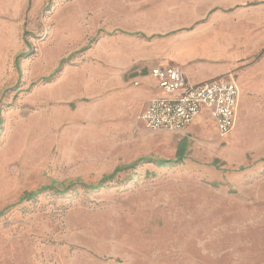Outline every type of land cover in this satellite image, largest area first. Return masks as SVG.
I'll use <instances>...</instances> for the list:
<instances>
[{"label": "rangeland", "instance_id": "rangeland-1", "mask_svg": "<svg viewBox=\"0 0 264 264\" xmlns=\"http://www.w3.org/2000/svg\"><path fill=\"white\" fill-rule=\"evenodd\" d=\"M178 38L196 79L233 65L223 139L207 116L177 134L139 120ZM263 48L264 0H0V264H264ZM183 142L180 164L59 194Z\"/></svg>", "mask_w": 264, "mask_h": 264}, {"label": "built area", "instance_id": "built-area-1", "mask_svg": "<svg viewBox=\"0 0 264 264\" xmlns=\"http://www.w3.org/2000/svg\"><path fill=\"white\" fill-rule=\"evenodd\" d=\"M159 95L143 106L139 120L153 132H183L201 113L213 122L216 134L223 139L235 126L239 89L233 76L217 77L191 84L181 67L157 65L149 70Z\"/></svg>", "mask_w": 264, "mask_h": 264}, {"label": "trees", "instance_id": "trees-1", "mask_svg": "<svg viewBox=\"0 0 264 264\" xmlns=\"http://www.w3.org/2000/svg\"><path fill=\"white\" fill-rule=\"evenodd\" d=\"M152 37H154V35L150 36L149 38H152ZM263 52H264V48L260 51L259 55H261ZM20 57H22V54H19L15 59V66H16L17 70L19 67L18 66V61H19L18 59ZM63 63H64V61H61L59 66L57 67V69L48 77L43 78L42 81L47 82V81L53 79L55 77V74L60 71L61 65ZM0 124H1V120H0ZM185 148H186V142H183L182 144L178 145V147L176 149L175 159H154L151 157H145V158H139V159L135 160L134 162H132L128 165L118 166V167L114 168V170L110 174L103 175L99 179L97 184H95V185H88V184L82 183L80 181H72V182L68 183L67 185H64V183H62V184H60V186L62 187V190L59 192V194L64 193L65 191H67L68 189H70L72 187H79V188L86 190V191H94V190L102 187L105 183L111 182L118 173L134 170L135 167L138 166L139 164L152 163L158 168L170 167L172 165L180 164L184 158L183 154L185 152ZM214 163H215V161H214ZM212 186L216 187V184H212ZM45 190L56 191V188L54 187V184H52L48 187H41L40 189H38L35 192L24 193L22 195V197L20 198V201L21 200H27V201L31 200L36 195H38L39 193H42ZM3 213H4L3 210L0 211V216L3 215Z\"/></svg>", "mask_w": 264, "mask_h": 264}, {"label": "crops", "instance_id": "crops-1", "mask_svg": "<svg viewBox=\"0 0 264 264\" xmlns=\"http://www.w3.org/2000/svg\"><path fill=\"white\" fill-rule=\"evenodd\" d=\"M173 43L179 49V51L182 52V53H180V54L176 55L175 57H173L172 58V62L175 65H178L179 67H181V69L184 72V75H185L186 79L191 84H200L202 82H205V81L217 78V77H224L225 76L224 74L228 73L231 70L232 66H233L231 63H229L230 65H228L227 67H222L223 70L220 71V72H217V73H215L213 75H210V76H207V77H204V78L196 79L194 70L197 67H194L193 64H197V63L194 62V60H193L194 58L191 59L192 56L183 54L185 52L186 48L191 47L195 43L190 41V40L185 41V40H183L181 38H178V40H174ZM173 49H175V48H173ZM209 58H211V57H209ZM213 62L214 61H212L209 66L216 68L217 64L213 63ZM228 76H231V75H228ZM202 116H207V115L205 113H201L196 119H198L199 117H202Z\"/></svg>", "mask_w": 264, "mask_h": 264}]
</instances>
